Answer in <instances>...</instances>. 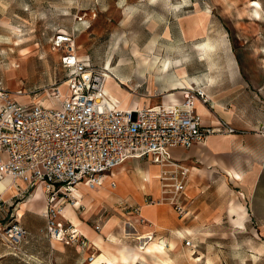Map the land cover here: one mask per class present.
I'll list each match as a JSON object with an SVG mask.
<instances>
[{"label": "rangeland", "instance_id": "obj_1", "mask_svg": "<svg viewBox=\"0 0 264 264\" xmlns=\"http://www.w3.org/2000/svg\"><path fill=\"white\" fill-rule=\"evenodd\" d=\"M57 33H73L76 54L89 58L97 69L102 70L109 58V72L124 78L125 91L130 88L128 102L146 94L148 81L164 84L160 71L139 74L140 55L171 60L168 80L176 79L173 62L181 59L184 75L179 79L186 78L190 86H206L212 106L222 108L225 120L238 131L264 135V0H0V70L4 86L26 93L19 103L35 98L44 106L52 104L45 100L46 93L53 82L65 78L61 50L53 43ZM206 41L214 49L209 60H201L200 48ZM120 60H124L121 65ZM210 76L215 81L208 83ZM107 86L118 93L113 81ZM254 160L259 162L251 165L258 170L255 176L242 173L243 179L234 181L220 174L204 188L200 200L193 202V216L182 219L172 209L181 222L182 237L168 233L155 234L154 239L166 244L167 264H264V142ZM28 195L4 199L0 232L15 222L17 203ZM79 216L94 229L91 219ZM18 222L43 235L28 217ZM120 243L103 245L116 258L115 264H121V246H138L134 237ZM87 251L89 256L97 253L91 244ZM0 264L45 263L34 255L16 253L0 236ZM138 264L156 263L145 256Z\"/></svg>", "mask_w": 264, "mask_h": 264}, {"label": "built area", "instance_id": "obj_2", "mask_svg": "<svg viewBox=\"0 0 264 264\" xmlns=\"http://www.w3.org/2000/svg\"><path fill=\"white\" fill-rule=\"evenodd\" d=\"M53 43L61 50L65 78L47 91L45 100L51 105L35 98L19 103L16 97L26 93L21 88L9 90L0 78V180L8 177L12 184H25L18 199L41 187L46 237L80 249H87L90 242L68 220H59L64 207L80 206L72 190L80 184L100 187L107 174L129 159L148 158L159 167L160 196L149 197L146 205L167 203L178 215H185L184 191L191 169L173 158L172 149L186 150L209 135L237 130L223 119L201 125L195 102L210 103L203 87L183 89L180 104L120 110L106 95L103 70L76 54L74 34L57 33ZM3 205L0 200V209ZM130 212L145 224L140 207ZM0 236L16 253L26 255L22 244L28 231L19 222L9 224Z\"/></svg>", "mask_w": 264, "mask_h": 264}, {"label": "crops", "instance_id": "obj_3", "mask_svg": "<svg viewBox=\"0 0 264 264\" xmlns=\"http://www.w3.org/2000/svg\"><path fill=\"white\" fill-rule=\"evenodd\" d=\"M0 78L3 82L1 70ZM191 83L193 82L191 81ZM164 86L165 84L161 86L158 82L148 81L146 94L138 100L140 107L135 106L133 108L156 106L160 104H180L183 101V89L173 90V88H165ZM193 86L196 85L194 84ZM203 88L211 102L207 87L205 86ZM19 99L21 98L16 97L17 101ZM28 102H30V100ZM195 106L196 113L200 117L201 125L203 126L214 125L217 119H226V114L223 112V109L216 105L212 106V103L204 105L196 101ZM225 121L228 122L227 120ZM263 142L264 135L258 132L251 133L237 130L235 134L209 135L204 142L195 144L186 150L181 148L172 149L171 153L173 158L181 161L182 164L191 169L184 191V203L187 213L183 216H178L182 219L193 216L191 210L193 202L200 200L199 197L203 196L204 188L210 187L220 174H226L229 179L232 180L234 179L229 175V172H237L240 173L241 176L242 173L248 174L249 172L254 173V176L255 172L258 174V170L251 169V165L259 163L254 160V157L258 156L260 153ZM254 143L257 144V148ZM134 160L137 161L131 162V159L125 161L123 164L116 167L114 169L115 171L112 170V174H107L103 180V186L101 185L95 189H88L85 185L80 184V186L78 185L75 187L74 189L77 188L80 192V196L75 195L80 202V206L64 207L62 216L59 217V220H68L73 225L80 223L79 227L75 226L78 232L85 236L89 242L94 240L97 243L98 249H100L99 252H104L108 257L112 256L105 251L103 245L106 241L119 245L122 240H132L133 237H136L135 239L138 243V246H134L136 250H143L149 244L155 242L162 245V254L166 260V244L162 240L155 241V234L159 237L165 236V234L168 233L173 237L178 234L180 237L182 229L181 222L172 211L173 208L167 203L156 206L144 204L145 196H160L157 180L159 167L151 163L148 158ZM153 167L156 171L152 170ZM149 174H155V177L151 178L150 181L144 178L145 175ZM5 179L9 180L11 189L10 187L5 188L4 196L0 193V200L3 202L5 198H16V195L25 188L23 182L16 181L15 184H12L11 179L8 177L2 178L0 182ZM251 181L249 183L250 187L253 185V180ZM111 183L115 184L113 188L110 185ZM34 190H31L28 196H30ZM190 193H192L193 196H191ZM102 197L106 198L104 200L105 204L100 200ZM22 203L23 202H19L17 204L21 205ZM86 204H91V206L88 207ZM45 205L46 202L42 190V196L35 198L29 205L27 204L22 210L20 218L15 216V221L17 222L19 219L28 217L30 224H38L39 230L43 233V235H38L36 232L28 231L25 228L28 231V236L22 244L24 252L42 258L45 264H61L62 262L68 264H86L89 257L87 249H80L74 245L48 240L44 232L45 218L42 216ZM135 207H140V215L144 218L145 224L138 223L137 216L130 214V211ZM1 211H3V209H0V212ZM79 213L86 215L85 217H87V219H91L92 222H94V229H92L86 221L81 219ZM38 217L44 219V225L43 222H39ZM96 225L100 227L99 231L95 230ZM147 235H151L152 237L144 238L148 237ZM97 237H100V240L97 241ZM138 237L139 239H137ZM150 239L152 240L149 241ZM147 241L149 242L145 246H142V243ZM43 243H46L47 247L42 246ZM101 247L104 250L101 249ZM93 249L96 250L94 246ZM145 256L155 261L149 254L141 255L140 259L144 261ZM155 263L159 264L157 262Z\"/></svg>", "mask_w": 264, "mask_h": 264}, {"label": "bare ground", "instance_id": "obj_4", "mask_svg": "<svg viewBox=\"0 0 264 264\" xmlns=\"http://www.w3.org/2000/svg\"><path fill=\"white\" fill-rule=\"evenodd\" d=\"M253 17L257 18L258 17V12L254 11ZM212 45L213 44H211L209 41H206V42H204L201 45L200 50H201V56L203 57V58H201V60H203L204 58L206 60L210 59V57H211L210 56V51L212 49H214ZM123 61L124 60H120L119 61V65H121V63H123ZM159 61H160V59L156 55H153L152 58H150V59L140 55L139 58L137 59V65H138L137 71L139 72V74H141L142 77L146 73H149V71H151V72L154 71V70H156L157 72L160 71L161 77L163 78L162 79L163 83L165 84V86H164L165 88L170 87V88H173V90H176V89H186V88L191 87L190 84L188 83L189 81H187L186 78L179 79V77H183V75H184V71L181 68V59H178V60L173 62L174 68H176V70H175L176 79H172L173 77H169L170 80L167 79V74L166 73L168 72L169 65L172 63L171 60L163 59V60L160 61V64L158 65ZM105 62H106L105 66L102 67V70H103V72L106 75V79H105V92H106V95L110 98V100L112 102H114L117 105L118 109H120V110H128V109L133 108L135 106L140 107L138 101H136V100H133V101H130V102L127 101L128 100V96H130V92H129L130 88H129V90L127 89V91H125L121 87V86L125 85L122 82V80L124 78L123 79H120V77L117 78V76L114 75V73L112 74V73L109 72V69L111 67V61H110L109 58ZM212 63H213V61H212ZM119 65H117V66H119ZM128 65H130V64H128ZM209 65H212V64H209ZM207 80H208L207 81L208 83H211V82L215 81V80H213V78L211 76L208 77ZM109 81H113L114 87L116 88L118 93L111 91V89L107 86ZM63 85L64 84H62V88H63ZM21 97H24V96H20V98ZM195 108H196V106H195ZM122 175H124V174H122ZM229 175L234 180H237V181H241L243 179L241 174L237 173V172H229ZM154 177H155V174H149V175H145L144 178L145 179L147 178V180L150 181V179L154 178ZM7 187L8 188L10 187V189H11V186L9 184V180L8 179H5L2 182H0V193L2 194V196H4V193H5L4 189L7 188ZM72 191H73L74 195L80 196V192L77 190V188L73 189ZM41 196H42V188L41 187H37V189H35L34 192L30 196H28V198L26 200H24L21 205H19V209H17V211L15 213V216L17 218H20L21 215H22V210L26 207V205L27 204L29 205L31 202H33V200L35 198L41 197ZM234 209H236V208H232L233 211H235ZM44 212H45V207H44L43 213ZM240 225H242V223H240ZM73 226L79 227L80 223H76ZM180 237H182V235H180ZM144 238H148V237H144ZM137 239H139V237ZM151 240L152 239H150L149 241H151ZM149 241H147L145 243H142V246H145ZM90 243H91L92 246H94L96 248L97 253L93 256V258L91 260V263L89 262L88 264H115L114 263L115 257H108V255H106L104 252H102V251L99 252L100 249H98L97 243L94 240L90 241ZM162 249H163L162 245H159V244H157L155 242H152L147 247H145L143 250H136L134 247L131 248V247H128L127 245H124V246H121L119 248L118 253H119V259L121 261V264H137L138 260H140L141 255H143V254H149L151 257H153L155 262H157L159 264H167L163 254H162Z\"/></svg>", "mask_w": 264, "mask_h": 264}]
</instances>
